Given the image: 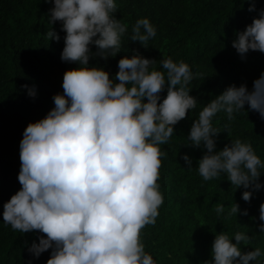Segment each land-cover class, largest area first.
Wrapping results in <instances>:
<instances>
[{"label":"clouds","instance_id":"1","mask_svg":"<svg viewBox=\"0 0 264 264\" xmlns=\"http://www.w3.org/2000/svg\"><path fill=\"white\" fill-rule=\"evenodd\" d=\"M46 2L54 3L46 37L61 40L52 27L59 21L65 33L61 60L78 67L64 73L54 107L23 132L21 187L4 203L3 222L23 235L38 232V243L34 240L28 252L39 259L51 249L47 264H156L141 233L156 224L164 203L158 180L168 152L161 146L169 144L175 126L197 107L189 85L199 73L184 60L149 59L132 50L119 59V71L112 76L90 61L115 58L122 51L129 29L116 17V0ZM248 10L257 16L232 40L242 59L250 51L264 53V7L257 10L253 2ZM156 36V26L143 17L132 26L129 40L148 48ZM23 87L37 96L35 87ZM242 111H254L264 120V73L251 90L247 84H232L208 101L183 147L204 151L195 167L204 181L223 175L236 190L244 189L242 199L250 203L254 193L264 190V160L251 142L241 139L217 150L221 131L213 126L218 113L231 122ZM181 158L192 170L193 158L188 153ZM213 211L220 217L225 206L218 202ZM238 214L248 216L249 211L235 203L227 216ZM259 220L264 221V202ZM258 229L264 235V223ZM250 239L242 231L216 233L205 264H264V248L241 249Z\"/></svg>","mask_w":264,"mask_h":264},{"label":"trees","instance_id":"2","mask_svg":"<svg viewBox=\"0 0 264 264\" xmlns=\"http://www.w3.org/2000/svg\"><path fill=\"white\" fill-rule=\"evenodd\" d=\"M257 10L264 0H116V17L128 25L122 38V51L104 60L93 58L91 65H99L114 76L118 61L138 51L149 59L171 57L184 60L199 73L189 87L198 98L197 107L179 122L168 145V155L162 158L158 183L164 197L155 225L146 226L141 233L145 251L156 264H205L211 259L215 234L225 231L230 236L242 231L251 237L244 251L264 248V235L259 233V206L264 202V190L254 193L251 202L242 199L243 188L235 189L223 175L204 181L198 174L196 161L204 151L183 147L192 122L202 107L232 84L253 82L264 73V53L250 51L242 59L232 47L234 32L243 31L257 16L249 11L252 3ZM54 3L46 0H0V264H47L51 249L36 259L28 246L38 232L22 234L3 222V205L20 189V141L30 122L42 119L54 107L53 96L63 92L64 73L78 67L61 60L64 47L61 24L52 27L61 40H48L50 30L47 14ZM147 17L157 28V36L144 48L131 42L129 36L137 19ZM96 51V47L92 46ZM35 87L37 96L28 95ZM167 95V92L162 94ZM248 106H246L247 109ZM213 126L221 133L217 150L233 139L251 142L256 154L264 160V120L254 111H242L228 121L225 113L213 118ZM188 153L193 158V169L186 170L181 158ZM264 172V170H262ZM264 183V176L260 178ZM225 206V214L218 217L213 211L216 203ZM238 203L248 216H227L230 207ZM255 217L256 219H253ZM234 242V241H233ZM27 244V246H26Z\"/></svg>","mask_w":264,"mask_h":264}]
</instances>
